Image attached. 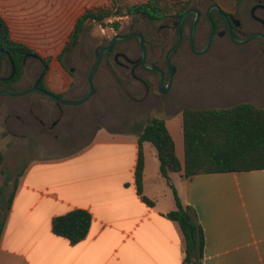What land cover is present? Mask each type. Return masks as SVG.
<instances>
[{"label":"crops","instance_id":"crops-1","mask_svg":"<svg viewBox=\"0 0 264 264\" xmlns=\"http://www.w3.org/2000/svg\"><path fill=\"white\" fill-rule=\"evenodd\" d=\"M106 6L108 0H0V16L13 41L42 58L46 54L41 52H58L51 56L46 85L61 93L70 87L72 78L58 56L78 19L89 9ZM224 94L227 98L241 95L232 87ZM240 103L261 107L253 100H240L210 108ZM186 107L195 108L186 105L181 113ZM30 115L41 126L40 121L45 123L47 118ZM19 123H23L20 114L4 120L12 136L18 134ZM146 123L139 117L126 129L97 127L90 141L75 153L43 155L45 148L69 143L67 128L53 142L44 140L30 150L33 159L27 167L14 171L3 165L1 170L13 178L23 174L0 240V264H189L181 227L168 216L176 207L170 185L182 204L193 209L202 227V264H264V170L188 179L171 173L167 181L159 175L157 149L145 142L140 193L136 182L139 131ZM177 157L183 165L184 159L181 162ZM13 187L11 183L5 191L9 194ZM76 210L88 212L91 223L86 238L73 244L53 232L52 222ZM197 258L198 252L193 251L192 262Z\"/></svg>","mask_w":264,"mask_h":264},{"label":"rangeland","instance_id":"rangeland-1","mask_svg":"<svg viewBox=\"0 0 264 264\" xmlns=\"http://www.w3.org/2000/svg\"><path fill=\"white\" fill-rule=\"evenodd\" d=\"M148 1L150 0H108V6L103 8L112 11L108 19L103 23L87 21L80 37L73 38L74 31L70 34L62 54L66 67L74 72L71 74L70 87L60 93L65 99L79 100L88 93L87 80L96 60L95 51L100 46L108 44L116 34H126L131 30L142 33L147 40L148 48L151 52H155V54L148 53L150 55L148 58L151 62L162 64L167 51L177 40L175 14L182 7L205 13L210 5L218 4L227 14L241 22L240 33L249 34L259 28V24L250 14L255 0H156L164 10V17L155 22L127 12L130 6ZM214 16H216L215 12ZM193 19L194 15L191 14L184 23L182 44L177 50L178 53L172 58L176 73L171 88L165 95H156L155 98L139 103L127 99L116 84L112 73L111 56H104L94 75L95 94L81 105L59 104L62 111L60 115L56 103L39 93L33 92L21 97L0 96V151L6 154L0 170L3 165L13 168L14 171L27 167L33 159L29 151L37 148L44 140L52 141L64 129L68 128L71 131L69 143L55 148H45L43 155L75 153L90 141L97 127L111 130L126 129L139 117L146 122L153 117H160L166 121L175 141L177 156L182 162L184 139L181 109L183 107L186 105L195 108L221 107L240 100H253L264 107V68L255 59L240 53L254 52L259 46L258 43L251 41L244 45H236L231 42L228 35L223 37L216 35L206 54H194L189 47ZM115 23L119 24L117 30L114 28ZM209 32L210 25L203 14L195 35V46L198 50L204 48ZM219 32L222 30L220 29ZM73 41L75 43L71 46ZM122 47L131 49L135 55L141 52L135 40L124 43ZM41 53L46 54L45 59L51 61V56L58 52ZM32 69V73L23 75L14 83L15 91H24L32 86L36 73L42 68L35 63ZM227 87L234 88L241 95L237 98L224 97ZM176 104L179 108L174 107ZM30 111L37 116H44V112L49 111L50 115L45 118L44 126L33 121ZM18 114L21 115L23 123L18 125V134L12 136L9 128L4 126V120L10 115ZM57 119L59 123L52 128L53 122Z\"/></svg>","mask_w":264,"mask_h":264},{"label":"trees","instance_id":"trees-1","mask_svg":"<svg viewBox=\"0 0 264 264\" xmlns=\"http://www.w3.org/2000/svg\"><path fill=\"white\" fill-rule=\"evenodd\" d=\"M187 10L186 7H182L176 12L175 18L177 21ZM127 12L130 15L143 14L152 22L164 17V10L156 0L134 4L127 9ZM111 15V10L103 8L87 10L78 19L73 38L78 37V33L87 21L103 23ZM212 20L217 28V19H215L214 15H212ZM114 28L116 30L119 29V24L115 23ZM0 48L37 54L24 44L17 43L11 39L9 28L1 16ZM15 53L19 55V52ZM13 58L15 60V57ZM58 60L67 70L63 61V54L58 56ZM49 62L50 60H46L47 64ZM17 79H19V74L15 77V80ZM182 121L184 139L183 165L176 155L174 139L164 120L153 117L140 129V151L136 167V182L140 193H142L144 177L142 145L145 142L150 143L157 149L160 161L159 175L160 178L167 181H169L171 173H180L183 179H188L203 174L264 170V108L257 107L251 103H240L232 107L219 109L186 107L182 112ZM4 159V155L0 151V165L4 163ZM0 174L3 177V185L0 188L1 240L7 215L23 171L17 173L14 178L3 170H0ZM11 183H13L14 187L8 194L5 191V187ZM170 187L176 207L168 216L178 222L183 232L187 248L186 262L189 264H202L204 247L202 227L196 221L193 209L189 206H184L176 188L173 185H170ZM90 223L91 216L88 212L76 210L54 218L52 230L56 235L65 237L71 243L76 244L86 238ZM193 251L198 252L197 262L195 263L191 260Z\"/></svg>","mask_w":264,"mask_h":264},{"label":"flooded vegetation","instance_id":"flooded-vegetation-1","mask_svg":"<svg viewBox=\"0 0 264 264\" xmlns=\"http://www.w3.org/2000/svg\"><path fill=\"white\" fill-rule=\"evenodd\" d=\"M206 12L203 13L202 11H200V18L203 16V14H205V17L207 19ZM214 12L215 14H217L215 16V19H217V25H218L217 28L215 27L216 33H218L219 30L221 29L223 32H226V35H228V31H229L228 24L225 22L224 19L221 18L220 15H218L216 10L212 12V15H214ZM250 14H251L252 19L259 24V28L249 34H246V32L240 33L239 30L241 28V22L238 25H236L233 19L231 18L233 16H231L230 14H227V15L230 17L231 29H232L233 34L236 37L242 39V38L248 37L251 34L261 35L251 40V41L257 42L259 45L258 48L254 52H240V53L244 54V56L255 59L258 62V64L264 68V0H255L253 6L250 9ZM135 15H141L142 17H145L143 14L136 13ZM193 15L195 18V14ZM218 16H219V19H218ZM145 18L149 20L148 17H145ZM81 33L82 31L78 33V37H80ZM135 33L142 34L140 32L131 30L127 32L126 34H121V35H131ZM142 36L144 38V44L146 47V63L147 65L151 67H154V66L157 67L161 71V74L157 71H150L143 67L141 63L142 51L140 52L139 55H135V52H132L131 49L122 47L124 43L131 42L133 40L137 41L140 47V39L137 36H132L130 38L117 40L113 49L109 53H106L104 55V56H111L112 58V67H113L112 73L117 82L116 84H118L119 86L118 89L121 90L120 92L127 99L133 102H138V103L146 102L152 99L153 97L155 98L156 95L159 96V95L167 94L168 90L171 88L173 78L176 73V71L172 73L171 68H169L166 64V55L168 51L165 55V60L162 64H159L156 61H152V62L150 61V59L148 58L150 55H148V53L155 54V52H151V49L148 48L146 38L144 37L143 34ZM111 40L108 44L97 48L96 51L100 52L104 47L108 46L111 43ZM158 40L160 39L158 38ZM74 43L75 42L73 41L71 46H73ZM140 50H141V47H140ZM96 51H95V55H96ZM15 52H19V55H16ZM177 53L178 52H175L173 56H175ZM13 57H15L16 62ZM35 63L39 64L42 69L41 71L36 73V78L32 86L27 89L37 87L38 90L35 91V93H39L45 97L50 98L52 101H54L59 110L58 115H60L62 111H60L59 104L61 103L57 102L56 100L48 96L47 93H52L55 96H58L61 98H64V97L61 96L60 93L52 92L46 85V76L49 71L50 63L47 64L46 59L40 57L38 54H34L30 52H23V51H16L14 49L0 48V82H1L0 90H9V91L17 92L15 91L14 83L18 82L23 75H28L30 74V72L32 73L31 71L33 70L32 65H34ZM171 67L172 68L174 67V64L172 63V59H171ZM67 71L70 73V75L73 74L74 72L72 69H69V68H67ZM17 74H19V79L15 80V77ZM42 74L44 75L41 78ZM161 78H162V84H161ZM9 85H12V87ZM161 85L163 88L168 87V90L165 94H162L160 92ZM30 113L33 115H36L32 111H30ZM44 115L48 117L50 115L49 111L44 112ZM38 120H41V119H38ZM40 122L44 126L45 124L44 121H40ZM58 123H59V119L53 122L52 128H54Z\"/></svg>","mask_w":264,"mask_h":264},{"label":"water","instance_id":"water-1","mask_svg":"<svg viewBox=\"0 0 264 264\" xmlns=\"http://www.w3.org/2000/svg\"><path fill=\"white\" fill-rule=\"evenodd\" d=\"M214 10H216L217 13L221 16V18L224 19L225 22L228 24V27H229L228 36H229V39L231 40L232 43H234L236 45H244V44L250 42L251 40H253L255 37L261 36L259 34H251L248 37L242 38V39L236 37L233 34L232 29H231L230 17L227 15V13L218 4H212L208 7L207 12H206L207 20H208V23L210 25V32H209V35L207 38V42H206L204 48L198 50L195 46V35H196L197 25H198V22L200 20V11L197 9H188L187 11L184 12V14L180 17V19L174 23V26L176 27V31H177V40H176L175 44L168 50V53L166 55V64L169 68H171L172 73L174 71H176V68L171 67V59H172V56L175 54V52H177V50L181 46V43L183 40V26H184V23H185L186 19L188 18V16H190L191 14H195V18L192 22V25L190 28V35H189V46H190L191 51L194 54H197V55L206 54L209 51L211 44L213 42V39L216 35L219 37H223L224 35H226V32H223V31L216 33L215 24H214V21L212 20V12ZM231 18L233 19V21L236 25H238L240 23V21L238 19H236L234 17H231ZM132 36H137L140 39V47H141V51H142L141 63L143 65V67L147 70L157 71L161 74V71L157 67H155V66L151 67V66L147 65V63H146V47L144 44V38H143L142 34H139V33H135V34H131V35L118 34L112 38L111 43L108 46L104 47L100 52L96 51V60H95L93 66L91 67L90 72L88 74V80H87L88 81V93L83 98H81L79 100L72 101V100H67V99L55 96L52 93H47V95L50 96L51 98H53L54 100H56L57 102L64 104V105L77 106V105H81V104L87 102L96 92L94 89L93 80H94V75L97 72V70L101 64L103 56L106 53H109L113 49L117 40L130 38ZM43 75L44 74H42L41 78L43 77ZM161 84H162V78H161ZM37 90H38L37 87L26 89L24 91H19V92H14V91H9V90H0V96L21 97V96H25L29 93L35 92ZM167 90H168V87L163 88L161 85L160 92L162 94H165L167 92Z\"/></svg>","mask_w":264,"mask_h":264}]
</instances>
